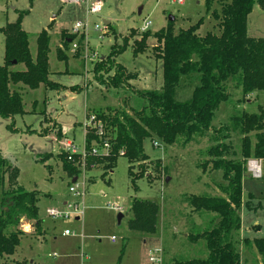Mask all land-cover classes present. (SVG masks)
Returning <instances> with one entry per match:
<instances>
[{
	"label": "rangeland",
	"instance_id": "obj_1",
	"mask_svg": "<svg viewBox=\"0 0 264 264\" xmlns=\"http://www.w3.org/2000/svg\"><path fill=\"white\" fill-rule=\"evenodd\" d=\"M96 1L103 3L99 14L89 13L85 4H72L68 0H0V29L16 23L21 12H29L22 20V28L29 35L34 60L38 37L44 30L48 31L49 79L65 88L51 90L41 86L31 90L23 85L14 87L22 94L25 114L14 120L0 118V153L19 170L18 187L27 192H39V218L47 231L46 241L22 237L15 254L0 258V264H176L207 260L210 254L207 241L192 242L188 240V234L196 236L213 230L219 218L215 213L195 211L189 197L227 199L223 189L228 183L223 172L214 170L210 163L209 149L217 145L213 135L229 127L231 134L225 140L226 157L240 160L241 136L232 132V121L243 113L264 112V93L245 98L237 82L230 81L226 85L230 99L216 112L210 133L195 136L186 145L180 139L172 147L159 139H147L145 153L152 162L160 161L162 166L155 170V164L148 163L146 170L152 176L139 179L137 190L131 183L130 165L124 157L119 158L116 168L104 179L102 167L96 163L88 167L85 160L86 164L80 165L81 173L74 182V178L64 171L59 154L65 153L67 141L74 142L80 153L84 151L87 118L94 117L97 121L98 113H107L110 109L114 112L122 106V101L129 99V107L142 110L147 102L134 92L160 91L163 87V63L155 58L154 52L156 40L149 39L144 54L137 57L133 54L134 43L141 40L145 23H150L149 32L155 34L167 28L174 19L172 23L178 33L204 18L198 34L202 37L210 32L220 34L217 22L208 13L206 0H184L183 4L177 0ZM219 1L215 0L213 9H220ZM105 21L111 24L106 26ZM77 23L86 25V29L74 33ZM247 31L250 38L264 39V8L259 5L254 6L248 18ZM132 34L135 36L130 39ZM125 38L130 42L116 63L134 78L127 91L108 90L94 81V69L113 48L120 52ZM65 39L69 42L68 47L64 46ZM58 49L64 51L67 62L58 60ZM4 57L5 37L0 31L1 66ZM12 70L24 71L25 67L16 65ZM189 78H182L174 97L177 102L191 99L196 82ZM54 125L62 129L61 138ZM254 135H251L253 144L256 141ZM45 155L50 158L41 162ZM250 160L261 162L262 177L253 178L247 170L243 178L244 202L239 212L241 229L237 239L240 240L241 264H264L256 248L243 242L245 239L251 243L264 239V160ZM134 173H139L137 165ZM82 174L86 179L84 197L70 192V188L83 185ZM10 189L6 176L4 186L0 187V215L3 194ZM249 195L253 199H249ZM134 200L150 201L160 207L156 234L130 230ZM111 204L121 206L124 211L111 210ZM49 210H55L65 218L53 219L48 215ZM119 214L123 216L120 222ZM31 223L23 219L21 231L38 237L40 233L35 232L34 224L32 228H26ZM66 231L69 236H65ZM157 251L161 252L158 254ZM151 257L159 258V263H152Z\"/></svg>",
	"mask_w": 264,
	"mask_h": 264
},
{
	"label": "trees",
	"instance_id": "obj_2",
	"mask_svg": "<svg viewBox=\"0 0 264 264\" xmlns=\"http://www.w3.org/2000/svg\"><path fill=\"white\" fill-rule=\"evenodd\" d=\"M215 0H206L208 13L217 22L220 34L208 33L204 37L198 33L203 23L200 19L186 30L175 33L174 23L158 33L149 31L141 35L140 41H135L133 54L137 57L148 49V41L154 38L155 58L163 63V87L160 91H135L145 100L147 105L142 110L129 107V101H122L118 110L98 113L97 121L103 126V136L97 128L86 131L87 166L92 163L100 165L104 170L102 178L113 171L120 157L127 159L129 175L133 188L137 190L139 179L151 173L147 172L150 157L145 153L144 143L147 139H159L166 146L172 147L183 139L186 145L195 136L211 132V124L216 112L230 96L226 85L236 81L244 97L255 93H264V39L248 36V18L254 6L264 8V0H220V9H213ZM29 12H21L16 23L8 24L0 31L5 37L4 65H0V118L14 120L23 116L24 104L20 90L23 85L31 90L41 86L51 90L65 89L49 79L50 36L47 30L38 37V52L34 60L30 51L29 35L22 28V20ZM132 36L129 38L131 39ZM129 38L124 39L120 52L113 51L100 64L95 66L94 81L108 90L127 91L133 80L127 70L116 63L117 57L128 47ZM68 47L69 42L64 41ZM60 61L67 62V56L62 49L57 50ZM16 63V64H15ZM16 65H24V71H13ZM114 71V75L110 74ZM191 77L195 80V88L188 102L175 100L176 90L182 78ZM75 92V91H74ZM128 106V109L126 107ZM234 131L241 136V159L228 160L226 157L225 140L230 138L231 129L224 127L213 136L217 145L209 149L214 170L222 171L223 178L228 183L223 192L225 198L189 197V202L197 212H211L218 216V225L203 234L190 235L188 240L195 242L201 239L207 241L210 252L207 260H193L176 264H241L240 240L237 239L241 229L239 212L243 207V178L247 173L250 159L264 160V112L248 114L234 118ZM54 127H58L54 125ZM54 128V129H55ZM62 129L58 127L57 136L61 138ZM255 134V143L251 135ZM219 137L222 139L220 140ZM110 145L107 155L93 156L94 147L101 148ZM64 171L74 179L80 173V156H74V162L68 161L69 155L59 154ZM50 155L41 158L45 162ZM79 161V162H78ZM78 162V163H77ZM155 170L161 168V162H152ZM139 167V173H134V167ZM157 167V168H156ZM150 174V175H149ZM6 176L11 189L4 192L2 213L0 215V258L15 254L25 233L21 231L23 219L33 222L35 232L41 229L39 218V192H27L18 187L19 170L0 153V187L4 186ZM249 199H253L249 195ZM188 200V199H187ZM131 211L133 218L129 222L131 231L156 234L159 223L160 207L150 201L134 200ZM245 245L255 247L264 261V239L251 243L243 240Z\"/></svg>",
	"mask_w": 264,
	"mask_h": 264
},
{
	"label": "built area",
	"instance_id": "obj_3",
	"mask_svg": "<svg viewBox=\"0 0 264 264\" xmlns=\"http://www.w3.org/2000/svg\"><path fill=\"white\" fill-rule=\"evenodd\" d=\"M68 1L72 4H85V5H87L88 6V12L91 14H99L103 10V3L101 1H96V0H68ZM177 2L179 4H183L184 0H177ZM149 27H150V23H145L144 27L142 28V33L149 31ZM80 29L85 30L86 25H84L82 23H77L76 27L74 29V33H79ZM87 120L88 121L85 124V144H86V131L88 128H97L99 130V135L103 136L102 124L100 122L96 121V118H94V117H89V118H87ZM109 150H110V145L104 144L101 148L94 147L91 151V155H93V156L103 155L104 156V155H107ZM65 153H67L69 155L68 161H70V162H72V161L74 162V158H73L74 156H80L81 161L79 162V164L81 166L82 165L85 166V164H86L85 160L88 156L87 151H86V147L84 148V151L80 153L77 150L76 146L74 145V142L67 141V148L65 149ZM247 169L251 173L253 178L261 179V177H262L261 162H258L256 160H250L248 162ZM83 179H84L83 185L79 186V187L70 188V192L75 193L80 197H84L86 194V179H85L84 175H83ZM77 180H78V177L76 178V181ZM109 208L113 211L118 212V213H122L124 211V209L121 206L115 205V204H111ZM48 215L53 217V219L64 217V216L58 214L55 210H49ZM69 235H70V233L68 231H66L65 236H69ZM112 240H115V238L113 237ZM160 252L157 251L156 253L159 254ZM150 261L152 263H157V262L159 263L160 259L159 258L157 259L156 257H151Z\"/></svg>",
	"mask_w": 264,
	"mask_h": 264
},
{
	"label": "crops",
	"instance_id": "obj_4",
	"mask_svg": "<svg viewBox=\"0 0 264 264\" xmlns=\"http://www.w3.org/2000/svg\"><path fill=\"white\" fill-rule=\"evenodd\" d=\"M1 9V8H0ZM111 24V23H110ZM109 24V25H110ZM76 179V178H75ZM41 220V219H40ZM77 220H79L78 218H77ZM34 223L32 222L31 223V225H27L26 226V228H32V225H33ZM27 229V230H28ZM41 231L39 232L40 233V235L38 236V237H35V236H33V234L32 235H30V234H28V233H26V237H34V238H36V239H38V240H42V241H46V238H47V231L44 229V227H43V225H42V221H41ZM29 231V230H28ZM24 236V237H25ZM113 238V237H112ZM113 242H116V240H112ZM69 256V255H68Z\"/></svg>",
	"mask_w": 264,
	"mask_h": 264
},
{
	"label": "water",
	"instance_id": "obj_5",
	"mask_svg": "<svg viewBox=\"0 0 264 264\" xmlns=\"http://www.w3.org/2000/svg\"><path fill=\"white\" fill-rule=\"evenodd\" d=\"M174 21V19H171V23ZM109 24H110V22H108V21H105V25L106 26H109ZM16 64V63H15ZM74 182H76V179H74ZM123 218V216H122V214H119L118 215V220H119V222L121 221V219Z\"/></svg>",
	"mask_w": 264,
	"mask_h": 264
}]
</instances>
